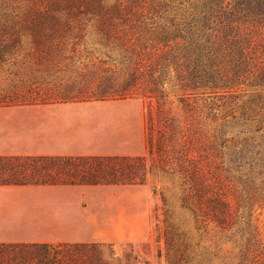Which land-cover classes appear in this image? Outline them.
<instances>
[{"label":"trees","instance_id":"trees-1","mask_svg":"<svg viewBox=\"0 0 264 264\" xmlns=\"http://www.w3.org/2000/svg\"><path fill=\"white\" fill-rule=\"evenodd\" d=\"M5 1L10 7L16 0ZM23 1V15L11 25L0 24V62L19 42L18 24L29 36L38 60H53L52 49L60 50L68 41L78 45L89 28L106 48L124 60L133 59V65L117 91L92 82L74 92L2 97L0 106L101 101L113 96L146 98L150 163L139 156L0 155V186L141 185L147 172L157 170L174 176L180 189L179 208L192 217L195 230L212 226L220 232L231 231L247 208L264 209V0H192L183 8L174 0ZM166 48L174 50V79L181 92L182 115L180 120L174 118V147L169 142L170 118L162 107L163 83L144 74L145 61L153 58L152 67H157L167 55ZM247 95L237 105L236 100ZM152 102L157 105L155 111ZM202 110L211 119L219 115L222 128L245 126L243 131L222 134V143L235 149L248 169L240 192L202 150L196 122ZM163 216V237L169 248L166 211ZM176 230L178 239L183 233ZM103 246L98 242L0 243V264H106ZM106 246L111 249L110 244ZM185 247L174 242L177 256L169 264H187L182 261ZM253 259L251 264H257Z\"/></svg>","mask_w":264,"mask_h":264},{"label":"rangeland","instance_id":"rangeland-1","mask_svg":"<svg viewBox=\"0 0 264 264\" xmlns=\"http://www.w3.org/2000/svg\"><path fill=\"white\" fill-rule=\"evenodd\" d=\"M174 1L181 2L183 8L192 0ZM10 4L8 7L5 0H0V24L11 25L23 15L25 1ZM15 29L22 35L11 54L0 62V98L35 93L44 96L49 91L68 89L74 92L92 82H101V87L111 92L119 90L129 78L133 59L124 60L106 48L92 29L85 31L78 45L72 46L68 41L62 49H52L49 57L55 58L51 61L36 59L27 33L18 24ZM163 51L167 55L157 67H152L153 58L145 61L148 69H154L146 68L144 74L148 72L163 83L166 96L162 107L170 118L173 134L169 142L174 147V118L180 120L182 115L181 92L174 79V50ZM247 97L237 99V105ZM147 101L140 96H113L101 101L92 98L0 106V153L35 150L49 156H139L149 164ZM200 104L198 100L197 105ZM156 106L152 102V111ZM196 122L202 150L210 154L212 166L240 192L248 169L236 150L222 143V134L228 130L243 131L245 126L239 123L234 129V125L222 128L219 115L211 119L205 110ZM57 186L55 190L3 192L0 197L53 200L51 204L67 211L68 218L82 232L81 236L61 239L69 240L66 243L104 244L102 256L106 264H169L177 256L174 242L186 245L182 261L187 264H251L253 257L257 264H264L263 208H247L231 231L220 232L212 226L195 230L192 217L179 208L180 189L174 176L157 170L147 172L141 185ZM164 211L171 232L169 248L163 237ZM174 227L183 233L178 239L174 237Z\"/></svg>","mask_w":264,"mask_h":264},{"label":"crops","instance_id":"crops-1","mask_svg":"<svg viewBox=\"0 0 264 264\" xmlns=\"http://www.w3.org/2000/svg\"><path fill=\"white\" fill-rule=\"evenodd\" d=\"M12 156L48 155L41 151L0 153ZM57 185L0 186L3 192L55 190ZM47 202L48 204H44ZM50 199L0 197V243H66L63 237H78L82 232L74 226L67 211L57 209Z\"/></svg>","mask_w":264,"mask_h":264}]
</instances>
